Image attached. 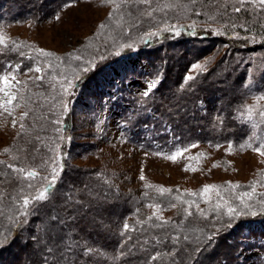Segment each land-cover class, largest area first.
<instances>
[{"label": "trees", "instance_id": "obj_1", "mask_svg": "<svg viewBox=\"0 0 264 264\" xmlns=\"http://www.w3.org/2000/svg\"><path fill=\"white\" fill-rule=\"evenodd\" d=\"M68 2L0 0V31L13 21L39 20ZM229 5L232 10L226 15L222 11L221 18L217 16V21L225 22L217 35L208 31L205 37L200 34L173 37L168 31H159L162 34L150 44L143 39L140 55L148 62L147 75L156 81V87L147 96L130 93L125 97L130 106L124 107L120 114L124 134L131 135L135 143L147 146L154 140L160 149L169 151L194 143L231 144L240 148L264 146V104L246 115L252 106L251 98L264 95V36L261 34L259 38L254 33L264 29V8L246 0L243 12L235 13L233 9L240 5L236 0ZM217 9H211L210 13L215 14ZM116 42L119 41L102 43L71 65L59 60L58 67L47 75L57 58L40 56L22 39L4 40L0 45V77L18 64L22 65L20 74L39 65L46 78L35 82L25 78L17 96V101L23 103V127L0 161L17 163L13 157H24L40 165L49 157L58 158L59 153L50 149L74 147L68 139L73 131L70 103L75 92H85L88 86L97 85L110 71V64H119L121 55H129L130 48L114 49ZM204 58L211 62L205 66L206 71L186 80L189 68ZM84 66L89 67L87 73L81 70ZM61 74L78 86L64 92L59 83ZM37 135L42 144L36 141ZM36 146L40 147L39 152L32 151ZM61 159L63 170L57 169L59 175L50 195L29 207L28 215L19 218L23 221L19 227L11 214L0 218V264H249L239 253L242 246L256 247L264 254V206H252V200L247 208L243 204L236 207L240 215L234 218L227 215L225 205L220 209L213 206L209 213L192 207L194 215L186 217L185 200L197 202L188 199L187 193L175 195V189H170V194L161 195L158 190L153 198L143 200L120 187L108 170L76 165L63 156ZM0 169L5 191L15 195L18 189L15 181L8 179L10 170L2 165ZM51 169L50 163L47 171L37 168L39 176L33 181L36 188L28 189L32 195L49 182L41 178H50ZM235 194L236 190L230 194L232 200L237 197ZM176 203L177 213L162 217L169 224L153 227L160 221L148 217L154 212L160 214L152 207L168 210ZM189 221L199 230L196 236L201 240L197 244L192 242L195 237L188 241L181 239L174 246L169 236L184 233L173 225L187 226ZM257 222L260 227L255 226ZM125 223L130 226L127 231ZM213 232L211 240L205 238ZM248 237L253 241L244 243L242 239ZM86 249L92 251L85 255ZM157 253L158 260L151 261L150 257Z\"/></svg>", "mask_w": 264, "mask_h": 264}, {"label": "rangeland", "instance_id": "obj_2", "mask_svg": "<svg viewBox=\"0 0 264 264\" xmlns=\"http://www.w3.org/2000/svg\"><path fill=\"white\" fill-rule=\"evenodd\" d=\"M231 2L232 0H153L152 8L158 10L153 11L149 17L141 14L144 6L140 5L132 8L128 15H124L116 11V5L113 3H104L102 0H70L39 20H17L2 28L0 37L4 40L22 39L35 51L43 49L53 53L52 58H57L52 61L53 65H58L59 60H62V64L71 65L74 63L72 56L85 58L104 42L119 41L114 45V49H124L126 44L132 45L127 47L130 48L129 55H121L119 64H110V71L105 73L97 85L88 86L85 92H75V97L70 103L73 131L68 135L74 147L55 150L59 153V165L63 162V156L76 165L99 166L108 170L120 187L143 200L153 198L160 187L175 189V195L182 196L187 193L185 196L189 197L188 199L194 198L197 201L195 204L188 201L187 205L193 204L196 209H206L203 211L208 213L216 204L221 207H240L242 203L238 197L245 192H252L251 186L254 185L255 193L250 199L251 205L264 206V196L261 195L264 193V155L254 151L256 147L194 143L188 148L169 151L167 148L160 149L159 143L154 140L147 146L135 143L131 135L124 134L120 119L122 109L130 106L125 97L130 93L144 94L150 83H156L147 75L150 66L140 55L139 46L146 38L145 33L168 31L173 37L186 34L192 37L200 34L205 37L208 31H211L217 35L221 33L220 28L225 26V22L217 21V16L221 18L223 13L226 15L232 10L229 8ZM215 8H218V11L211 14L210 10ZM227 21L230 24V20ZM121 22H125L123 33L117 27ZM101 24L105 27L100 28ZM262 24L264 28V23ZM175 32L180 34L175 35ZM254 33H258V37L262 38L264 29ZM84 61L85 59L82 60ZM208 62V58H204L195 64L199 63L205 68L211 63ZM36 66L39 65L34 67ZM199 71L190 67L187 75L193 76ZM14 74L15 80L11 79ZM5 75L9 76V86L5 89L9 97L0 92V105L11 109V114L4 112L0 107V156L4 155V150L18 134L24 116L22 102L16 100L12 105H8L6 101L10 96H18L25 78L35 79L36 76H41L42 72L20 74L12 67ZM3 87L0 82V88ZM250 102L252 106H249L247 116H250L253 110H259V105L264 104V95L251 98ZM147 136L151 137L148 134ZM177 150H182V155L173 161L169 157ZM141 175L145 177L144 180L140 179ZM46 185L44 183L43 187ZM206 185H215L219 190V197L216 191L209 194L211 203L205 202L209 197L200 195ZM236 185L239 187H235ZM234 190L238 194H235L237 197L232 200L230 194ZM193 193L196 195H192ZM250 200L243 197V205L248 204ZM197 204L198 208L195 206ZM154 206L152 208L159 210L157 212L164 218L178 211L177 203L168 210ZM255 226L261 225L257 222ZM242 241L249 243L253 238H244ZM239 253L243 259H248L249 264H264V254L256 247L242 246Z\"/></svg>", "mask_w": 264, "mask_h": 264}, {"label": "snow or ice", "instance_id": "obj_3", "mask_svg": "<svg viewBox=\"0 0 264 264\" xmlns=\"http://www.w3.org/2000/svg\"><path fill=\"white\" fill-rule=\"evenodd\" d=\"M102 2L104 3H113L116 5V11L121 12L124 15H128L129 13H131L132 8H135L137 5L140 6H144L143 10H142V15L143 16H151L152 12L158 9H153L152 8V3L153 0H102ZM252 2L258 3L262 8H264V0H252ZM236 3L240 6L235 7L233 9V11L235 13H241L244 9L243 6L246 3V0H236ZM138 11L140 9H137ZM112 14L110 13V16ZM133 26H135V21H133ZM235 27V25H233ZM105 25L101 24L100 28H104ZM117 27L120 28L121 33H123L124 27H125V22H121L120 24L117 25ZM241 28L244 27V25H240ZM162 33L160 32H147L145 33V39H144V43L145 44H150L152 39L154 37H158L159 35H161ZM179 32H175V35H179ZM236 38H240L238 35ZM4 44V39L3 37H0V45ZM124 46L127 47H132L131 44H126ZM40 56H43L45 58L47 57H52L54 54L48 51H45L43 49H38L37 50ZM31 59V57H29ZM74 60H81L80 56H72L71 57ZM103 58V57H101ZM87 63V62H85ZM15 67L16 72L18 73L20 71V68L22 67V65H15L12 66ZM55 67H58V65H50L49 68V72L47 75H51V71L52 69H54ZM191 69H199L201 72L206 71V69H204L202 67V65H200L199 63L194 64L191 66ZM84 73H87L89 71V67L88 66H84L81 69ZM25 72H35V73H41L42 72V68L40 66H36L34 68H27L25 69ZM62 79L59 81V83L61 84V87L64 88V92H67L69 88H74L77 87L78 84H73V81L71 79H68L66 75L61 74ZM46 76L41 75V76H36L34 81H39V80H43L45 79ZM11 79L15 80L16 76L15 74L12 75ZM75 79L77 81L80 80L79 76H76ZM194 79L193 76L191 75H187L186 76V80H192ZM0 82L3 83L4 87L0 88V92H3L5 97H9V93L5 90L8 86H9V76L4 75L3 77H0ZM67 85L66 87L64 85ZM156 87V83L152 82L148 85V90L144 92V95L147 96L149 94V91H151V89ZM17 100L16 96H10V98L7 99L6 103L8 105H12L14 101ZM18 106V104H17ZM0 107L3 108L4 112H7L9 114H11V109H9L8 107H4L3 105H0ZM66 107V106H65ZM28 113H25V116H27ZM21 127H23V125H21ZM57 131H59V129H57ZM36 141H38L40 144L43 143L41 137L39 135L36 136ZM262 147L264 146H260V147H256L254 148V151H256L258 154L260 155H264V151H262ZM5 152H8V149L4 150ZM32 151L34 152H39L40 151V147L36 146L32 149ZM50 151H55L54 148L50 149ZM182 155V150H177L175 152L174 155H171L169 158L172 159L173 161L176 160V158L178 156ZM14 160H17V163H7L5 161H0V165H2L3 167H6L7 169L10 170L9 175H8V179L10 180H14L15 181V186L18 189L15 192V195H13L12 192H6L4 187H3V181L0 180V218H2L3 216H5V214H11V218L13 219L16 227H19L23 221H21L19 218L21 216H27L28 215V211H29V207L30 206H34L36 201H41V200H45L47 198L48 195H50L51 190L54 188L55 185V180L57 178V176L59 175V172L57 171L58 167L60 169V171H62V166L59 165V161L56 157H49L48 161L43 162L40 165H36L34 163H31L28 159L24 158V157H13ZM51 164L52 169H51V174H50V178L47 177H43L41 179H48L49 182L47 183L46 186H44L40 191H38L35 195H32L28 189H33L35 190L36 185L33 184V181H35L37 179V177L39 176V172L37 171V168H40L41 170L47 171V165ZM187 170V169H186ZM0 171H2V169H0ZM144 176L141 175L140 179L144 180ZM151 187V186H149ZM235 187H239V185H236ZM252 192H245L242 194L241 197H238L241 199V203L243 204V197H247L249 200L252 198V195L255 193V186L252 185ZM172 190L164 188V187H160L159 188V193L161 195L165 194V193H171ZM213 191H216L217 196L219 197V190L216 188L215 185H206L202 188L200 195L204 196V197H209L208 200H206L205 202L211 203V199L209 194ZM192 195H196L195 193H193ZM262 196H264V193L261 194ZM184 203H187L186 201ZM195 202H193L194 204ZM193 204H188V207L184 208L183 211L186 215V217H191L194 215V213L190 210L193 207ZM152 206V205H149ZM173 207H175V204L172 205ZM198 208V204L195 205ZM244 207L247 208L248 205L244 204ZM216 208L219 209L221 208L220 204H216ZM253 215H255V213H252ZM200 215L202 217H204L205 219L206 214L203 212H200ZM227 215L231 218H234L238 215H240V212L233 208V207H227ZM155 219L156 221H160V223L157 224H153V227H160L163 228L166 225L169 224L168 221H164L162 217L156 215V213H153V216L148 217V220H153ZM124 230L127 231L129 229V225L127 223L124 224ZM174 228L177 229H182L183 230V236H181L179 233L177 234H173L171 236H169V240L171 241V243L176 246L181 242V239H183L184 241H188L190 239H192L193 237H195V239H192L193 243H199V241L201 240V237L196 236V232L199 231L198 229H196L191 221H189L188 225L185 226L184 224H174L173 225ZM215 235V232L207 235L205 238L211 240L213 238V236ZM197 251H199V247H197L196 249ZM51 251V250H49ZM92 249H86L85 250V255H87L89 252H91ZM160 257V254L157 253L155 255H152L150 257L151 261H156L158 260V258Z\"/></svg>", "mask_w": 264, "mask_h": 264}]
</instances>
